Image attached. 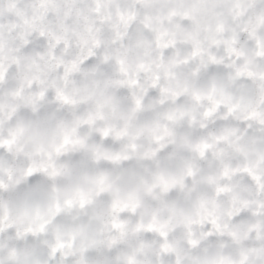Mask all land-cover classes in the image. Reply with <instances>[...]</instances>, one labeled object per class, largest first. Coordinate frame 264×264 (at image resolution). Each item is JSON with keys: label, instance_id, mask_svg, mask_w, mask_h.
Segmentation results:
<instances>
[{"label": "clouds", "instance_id": "clouds-1", "mask_svg": "<svg viewBox=\"0 0 264 264\" xmlns=\"http://www.w3.org/2000/svg\"><path fill=\"white\" fill-rule=\"evenodd\" d=\"M0 264H264V0H0Z\"/></svg>", "mask_w": 264, "mask_h": 264}]
</instances>
